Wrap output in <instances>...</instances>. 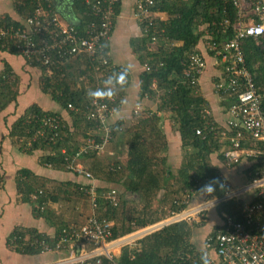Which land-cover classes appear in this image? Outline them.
<instances>
[{"label":"trees","instance_id":"1","mask_svg":"<svg viewBox=\"0 0 264 264\" xmlns=\"http://www.w3.org/2000/svg\"><path fill=\"white\" fill-rule=\"evenodd\" d=\"M31 1H13L22 18H26L34 10L35 5ZM118 5L117 2L115 9H118ZM254 8L253 0H250L246 13L255 16V23H262L260 13L255 12ZM79 9L84 15L77 27L84 31L86 24L93 17L85 14L88 8L81 0ZM152 10L166 12L169 18H156L155 26L147 28L146 33V25L142 23L143 35L134 40V50L138 53L141 63L150 66V70L143 69L141 73L140 97L152 100L160 97L157 110L136 115L129 125L122 118L117 120L111 139L126 147V161L123 158L104 159L99 151H89L79 159H89L90 165L86 169L95 178L115 184L118 190L119 206L115 207L101 200L96 211L99 218L115 221L112 238L124 236L158 223L173 213L182 212L200 193L207 197H221L225 193L224 179L220 176L218 167L212 164L211 155L225 146L219 157L226 160L225 152L230 142L229 139L222 138V131L227 129L220 127L210 114L206 113L207 100L198 92L199 84L192 85L186 74L190 69L189 53L195 51L204 32H207V45L209 44L215 57L219 48L234 37L237 9L226 0H192L191 3L184 0H155ZM245 18L248 20V16ZM0 26H23V23L5 17L1 19ZM153 35L157 37L154 46ZM179 42L181 45H178ZM242 46L248 68L258 88L264 92V35L247 37ZM0 49L20 54L14 41L4 44L0 42ZM105 50L108 51V40L105 41ZM29 62L42 70L41 90L68 111L72 122L69 124L64 121L60 134L54 140L50 139V129H46L44 135H37L44 116L59 113L46 111L39 104L33 103L12 123L8 136L27 154L43 150V164L59 171L75 173L68 168L67 158L73 161L74 154L95 127L94 122L88 120L85 115L94 99L87 93L97 90L98 98L109 99L111 96H118L117 102L122 104L127 87L126 73L120 66L113 65L111 60L108 66L96 70L98 61L92 60L86 54L67 62L60 70L55 69V73L51 75L34 58ZM226 66L227 63H221L222 75L227 74ZM18 82V77L12 73L11 66L6 62L0 73V111L17 102ZM153 82H156V88H152ZM101 90L110 91L105 94V91ZM223 98L227 99L229 104L233 102V98ZM70 105L73 108H70ZM262 106L264 109V99ZM166 114L172 124H176L185 152L184 160L175 172L168 161L169 143L162 126V118ZM233 132L229 130L228 136ZM28 142H31L29 146ZM242 146L264 149V144L255 143L250 138L245 139ZM262 163L263 159H258L252 163L249 171L255 173ZM111 167L113 169H110ZM4 183L5 178L0 172V186ZM15 183L19 202L30 204L37 217L48 215L51 203H67L79 199L89 209V198L80 189V185L87 182H59L41 177L28 168H21L17 172ZM209 184L214 189L211 194L203 191ZM110 188L103 187L98 190L102 193ZM39 191L42 193H38ZM128 193L136 195L138 200L127 199ZM35 194L37 197L34 199ZM242 199L222 202L217 211L221 216L223 213H229L241 220ZM90 214L91 211H88L87 218ZM203 217L204 215L201 221L183 219L170 223L145 235L133 246H124L120 263L217 264L209 263L207 250L199 248L192 241L193 228L205 223ZM67 225L70 224L65 223L58 232ZM220 228L217 227L212 233ZM56 236L57 234L50 237L35 229L19 227L9 236L8 245L21 254L39 255L44 253L42 241L53 246ZM35 240L37 243H34ZM102 260L103 264H112L106 257H102Z\"/></svg>","mask_w":264,"mask_h":264},{"label":"built area","instance_id":"2","mask_svg":"<svg viewBox=\"0 0 264 264\" xmlns=\"http://www.w3.org/2000/svg\"><path fill=\"white\" fill-rule=\"evenodd\" d=\"M81 1L88 8L86 15L93 17L86 24L84 31L75 24L63 21L54 0H32L34 10L24 18L23 26L0 27V42L4 44L14 41L28 64L31 63L29 60L34 58L47 69L49 75L55 73V69L60 70L67 62L85 54L98 61L96 70L108 66L110 55L105 50V41L109 39L113 28L115 5L118 0ZM226 1L236 7L238 19L234 37L215 53L219 63H227V74L217 80L214 88L221 97L233 98L228 108L227 130L222 131V135L227 136L230 142L225 157L229 166L241 162L243 158L252 159V163L263 159L262 166L255 173L249 171L247 182L241 186L232 187L224 180L225 193L221 197L211 196L208 201H203L196 207L173 213L158 223L112 238L115 221L99 218L96 211L101 200L115 207L119 206L118 190L110 188L100 193L94 182H91L95 177L79 159L89 151H105L116 129V122L111 119L121 109L122 104L117 102L118 96H111L109 99L94 98L85 115L88 120L94 122L95 127L74 154L73 161L67 158L68 168L89 180L87 184L80 185V189L89 198L91 214L83 224L63 227L53 246L42 241L44 253L61 254V258L43 264H103L102 257L109 259L112 264H121L119 259L124 246H133L145 235L165 225L183 219L190 221L193 214L200 215L208 208H218L222 202L240 200L242 197V219L223 213L220 230L207 236L204 249L207 250L208 262L214 263L209 254L213 251L220 259V264H264V149L242 146V142L247 138L264 144V92L258 88L248 68L242 46L245 38L264 35V23L246 22L248 0ZM154 5L155 0H137L135 17L141 24L145 23V33L147 28L155 26L156 16L152 10ZM253 6L257 13L264 8L261 0H253ZM227 22L228 20L225 21ZM156 40L157 37L153 35L152 41ZM189 64L190 69L186 77L192 85H197L207 67V60L195 50L189 53ZM144 69L150 70V66L144 64ZM156 87V82H153L152 88ZM70 108L73 107L70 105ZM143 113L140 106L134 109L135 116ZM63 124L64 120L60 115H46L37 135H44L46 129H50V139L54 140L60 134ZM229 130L234 131L230 136ZM30 144L31 142H28L27 145ZM38 193L41 194L42 191ZM250 194L253 195L252 198L248 197ZM36 197V194L33 195L34 199ZM34 243H37V240Z\"/></svg>","mask_w":264,"mask_h":264},{"label":"crops","instance_id":"3","mask_svg":"<svg viewBox=\"0 0 264 264\" xmlns=\"http://www.w3.org/2000/svg\"><path fill=\"white\" fill-rule=\"evenodd\" d=\"M13 1L0 0V21L5 17L11 18L13 21L22 22L24 20L20 12L15 8ZM79 1L54 0L55 7L65 23L71 25L79 24L84 15V12L82 13L79 9ZM184 1L192 2V0ZM261 1L264 7V0ZM118 4L113 28L108 39V51L111 63L124 69L127 87L125 88L121 109L118 110L111 120L117 122V120H121L122 118L129 125L136 117L134 114L135 108L140 106L143 112L156 111L160 103V97L155 100L140 97L142 87L141 73L144 65L139 60L138 53L134 50V44L136 40L142 37L143 28L135 17L137 0H118ZM258 13H260L261 21L264 23V8ZM155 16L156 18L165 20L169 18L166 12L161 11H156ZM247 16V23H255L256 18L254 15L246 13L245 17ZM155 43H152V45L154 46ZM178 45H181V42ZM208 45L207 32H204L195 49L207 60V67L199 81L198 92L207 100L206 110H208L210 116L220 127L226 128L229 116V101L218 95L214 88L215 83L222 76L221 63L218 62L219 58L212 55ZM6 62L11 66L12 73L19 79V94L16 103H11L4 110L0 111V172L5 178L4 185L0 186V264H43L61 258V254L52 252L39 255H26L13 250L8 245V238L14 229L28 227L54 237L65 223L75 225L84 223L88 216V211H91V207L89 205L88 209L87 205L79 199L67 203H51L48 215L44 217L35 216L30 204L22 203L18 200L15 183L18 170L28 168L41 177L59 182L72 181L85 183L89 182V180L82 175L59 171L49 165L43 164L41 162L42 156L45 155L43 150H36L32 154H27L21 151L8 136L12 123L33 103L39 104L46 111L59 113L63 120L69 124H71L72 120L67 110L41 90L40 78L42 70L40 68L28 64L21 54L0 49V73L4 69ZM158 113L160 116L162 115L161 112ZM175 125L172 124L168 114L163 115L162 126L169 143L167 150L168 161L174 172L181 166L185 155L180 133ZM222 138L228 139L224 135H222ZM109 144L108 156L103 158L107 160H121L123 158L126 161V147H122V144L112 139ZM224 150L225 146L219 152L213 153L211 155V162L218 167L220 176L232 187L241 186L248 180L249 168L253 160L243 158L241 162L229 166L224 158L221 159L219 157V154ZM80 162L85 168H88L90 165L89 159H81ZM91 182H94L95 186L99 189L103 187L116 188L115 184L98 178H94ZM126 197L129 200H138L136 195L129 193ZM248 197L252 198L253 195L250 194ZM194 201L190 202L187 209L195 206L192 205ZM203 218L205 223L200 227L193 228L192 241L204 250L207 236L214 232L217 227H221L223 218L217 211V208L208 209L206 217L204 215ZM209 254L212 256L214 263L220 264V259L213 251Z\"/></svg>","mask_w":264,"mask_h":264},{"label":"rangeland","instance_id":"4","mask_svg":"<svg viewBox=\"0 0 264 264\" xmlns=\"http://www.w3.org/2000/svg\"><path fill=\"white\" fill-rule=\"evenodd\" d=\"M133 111V110H132ZM108 146H110V144L108 145ZM107 146V148L105 149V151H103V152H101L102 154H101V156L102 157H107L108 156V153H109V151H108V147ZM108 151V152H107ZM209 198L210 197H207L204 193H200V194H198V196L197 197H195L193 200H195L193 203H192V205H195V206H193V207H196L197 205H199L200 203H201V201L203 202H205V201H208L209 200ZM201 200V201H200ZM209 209V208H208ZM207 212H208V210L206 209V210H204L203 211V215H205V217H206V215H207ZM202 214H200V215H198V214H193L192 216H191V219H192V221L193 220H201L202 218H200V217H202Z\"/></svg>","mask_w":264,"mask_h":264},{"label":"clouds","instance_id":"5","mask_svg":"<svg viewBox=\"0 0 264 264\" xmlns=\"http://www.w3.org/2000/svg\"><path fill=\"white\" fill-rule=\"evenodd\" d=\"M119 77H117L118 79ZM109 79H111V77H109ZM101 91H105V94H107V91H110V90H101ZM88 96L91 97V98H97L98 95H99V92L97 90H90L88 93ZM211 189L212 191L211 192H208V190ZM203 191H206L207 193L211 194L214 189L213 187L211 186V184L209 185H206L205 188L203 189Z\"/></svg>","mask_w":264,"mask_h":264}]
</instances>
